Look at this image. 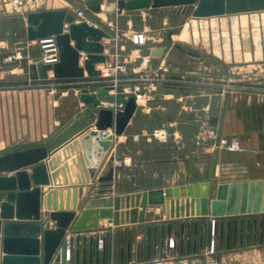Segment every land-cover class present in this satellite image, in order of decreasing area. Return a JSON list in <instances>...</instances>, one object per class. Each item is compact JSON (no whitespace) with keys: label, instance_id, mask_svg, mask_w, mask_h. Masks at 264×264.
Segmentation results:
<instances>
[{"label":"crops","instance_id":"0c3cea01","mask_svg":"<svg viewBox=\"0 0 264 264\" xmlns=\"http://www.w3.org/2000/svg\"><path fill=\"white\" fill-rule=\"evenodd\" d=\"M111 10L109 0H0L2 88L23 82L18 77L25 68L35 74L32 66L40 63L42 39L29 40L28 22L36 14L66 11L75 25L106 28L111 34L96 43L102 52L91 54L105 61L95 63L94 70L125 67L117 84L86 70L80 81L52 80L49 71L46 80L31 82L50 83L53 91L1 88L0 151L51 138L83 112L81 92L102 89L105 97L114 98L121 93L118 84L140 90V99L123 93L125 100L134 97L136 109L121 135L113 127L103 132L112 139L106 152L91 148L86 160L80 145L68 150L73 139L83 136L76 134L45 161L49 182L39 186L42 219L51 212L73 213L64 232L73 243L72 260L67 257L66 264L201 263L208 259L202 251L211 219L218 230L212 257L218 264H264V11L193 18L172 8L122 10L120 15ZM78 11L84 16H77ZM68 27L63 24V33ZM135 34L143 36L142 46L133 43ZM85 42L91 43V36ZM157 49L162 52L152 56ZM12 53L21 60L3 66L2 57ZM88 55L79 52L80 67ZM146 56L150 61L145 64ZM144 70L190 76L197 84L144 86L136 82ZM249 80L254 88L248 87ZM101 107L115 113L124 104L101 101ZM210 128L220 137L238 139L239 150L218 149L206 137ZM91 130L93 124L87 132ZM156 130H164L167 139H154ZM92 162L103 164L98 176L114 167L113 182L91 178ZM155 190L166 192L163 204L147 205L140 221L143 194ZM123 196L115 209V198ZM4 198L0 194V201ZM16 222L1 220V239L2 226ZM47 224L55 229V221ZM73 226L85 227L77 232ZM98 240L103 241L101 248Z\"/></svg>","mask_w":264,"mask_h":264},{"label":"water","instance_id":"95a60500","mask_svg":"<svg viewBox=\"0 0 264 264\" xmlns=\"http://www.w3.org/2000/svg\"><path fill=\"white\" fill-rule=\"evenodd\" d=\"M112 5L111 13L121 14L122 10L132 11L136 9L158 10L161 8L177 9L183 13H190L193 18L218 16L243 12L264 11V0H109ZM114 5V6H113ZM41 20V23L39 21ZM73 19L66 11L59 13L36 14L29 16V40H38L54 37L58 52V62L54 64H42L32 66L33 79L46 80L51 71L55 80H81L86 70L90 76H99L100 72L94 70L95 63L105 61L100 54L102 46L96 44L102 37H108L111 33L106 28L93 29L87 24L75 25ZM51 23L48 28L47 24ZM69 25L66 33H63V24ZM36 27L33 32L32 28ZM91 36L92 42L86 43L85 38ZM74 41V46L71 41ZM79 52L90 54L84 62V68L79 66ZM162 49L152 52V56H159ZM90 92H81L80 102L84 105L82 113L73 121L60 128L51 138L32 146H17L0 151V194L5 196L0 201V234L1 220L15 219L16 223H5L2 226V239L0 237V264H66L72 260V239L64 237L73 218L71 212H51L46 220L42 219L40 185L48 184L46 159L55 154L74 135H83L79 141L73 139V144L68 148L72 150L77 145L81 146L85 159L88 160L86 150L101 148V153L106 152L111 146V138H107L103 132L113 127L116 136L121 135L132 117L135 109L134 97L124 99L123 93L116 97H105L106 90L91 88ZM97 93L98 95H96ZM101 101L115 105L124 104L122 109L115 113L112 108H102ZM94 115L97 120L94 121ZM83 118V120H81ZM95 130L89 132L88 128ZM102 132V134H101ZM80 160V156H77ZM64 156V160H68ZM50 161L49 164H53ZM91 163L89 167L90 177L98 183L113 182L114 167H110L107 174L98 176L103 164ZM31 167L30 172L24 171ZM13 175H2L10 174ZM166 192L155 190L143 194L145 203L141 205L140 221H143L145 207L163 204V195ZM126 198H115L118 209V201ZM26 208V209H25ZM89 212H87L88 214ZM56 222L55 229L50 230L48 220ZM19 221H32L36 224H23ZM85 226H73V231H81ZM42 239V240H41ZM43 242V243H42ZM42 245L44 249H41ZM67 245L69 249L67 250ZM78 255L76 257V260Z\"/></svg>","mask_w":264,"mask_h":264},{"label":"built area","instance_id":"2783aa9c","mask_svg":"<svg viewBox=\"0 0 264 264\" xmlns=\"http://www.w3.org/2000/svg\"><path fill=\"white\" fill-rule=\"evenodd\" d=\"M77 16L83 17L84 14L82 11L77 12ZM133 43L142 46L145 42L142 35L135 34L132 37ZM39 45L41 48V57H40V63L42 64H54L58 62V52H57V46L56 41L54 37L44 38L39 41ZM21 60V56L19 53H12L7 54L2 57L1 64L3 66H10L18 61ZM150 61V57L146 56L143 58V62L146 64ZM125 73V67L122 65H117L114 67H105L102 71H100V75L98 76L100 79H102L105 83H119L121 80L120 75ZM52 80H55L53 77ZM53 82V81H52ZM123 82V81H122ZM136 82L138 84H142L144 86H149L151 84H154L155 82H160L164 85H174V84H184L187 86H191L194 84H197L196 79L193 77H172L171 75L161 72L154 75H150L149 73L142 71L141 74L137 77ZM207 83V81H205ZM31 84H34L31 82ZM117 90H119L121 93H131L136 99L141 98L140 90L139 88L131 90H127L126 87H123L121 84H118ZM151 136L158 140V141H165L167 139V134L164 130H156L154 131ZM206 137L208 140H211L214 142V145L221 150H225L228 152H237L240 147V143L238 139L236 138H225L218 136L216 130L214 128H210L207 130ZM118 166H121V164H118ZM216 222L214 219L210 220V226L207 231V241L205 243V248L203 249V255L208 257L204 262L196 263V264H218L216 260H214L212 257L217 252V236H218V230ZM68 241V240H67ZM97 246L101 248L103 246V241L98 240ZM69 249L67 245V250ZM139 264H161L159 262H145V263H139Z\"/></svg>","mask_w":264,"mask_h":264},{"label":"rangeland","instance_id":"374dc122","mask_svg":"<svg viewBox=\"0 0 264 264\" xmlns=\"http://www.w3.org/2000/svg\"><path fill=\"white\" fill-rule=\"evenodd\" d=\"M30 71H27V69L25 68V70L22 72V76L18 77L20 80H22L23 82L20 83H12V84H9L8 87H4L2 88L0 86V89H28V88H40V89H44V90H48V91H53L52 89H55V87L51 86L50 83H34V84H31V78L32 76L30 75L29 73ZM204 79L206 80L207 79V75H204L203 76ZM248 87L249 88H254L255 87V83L251 80L248 81ZM17 147V146H15Z\"/></svg>","mask_w":264,"mask_h":264}]
</instances>
